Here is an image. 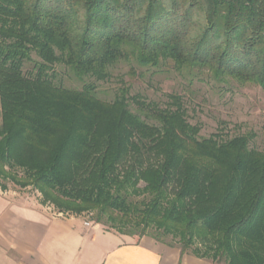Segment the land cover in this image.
Instances as JSON below:
<instances>
[{"label": "trees", "instance_id": "1", "mask_svg": "<svg viewBox=\"0 0 264 264\" xmlns=\"http://www.w3.org/2000/svg\"><path fill=\"white\" fill-rule=\"evenodd\" d=\"M130 59L264 88V0H0L1 188L214 264H264V150L200 138L179 96L135 100L140 114L124 89L100 100Z\"/></svg>", "mask_w": 264, "mask_h": 264}, {"label": "rangeland", "instance_id": "2", "mask_svg": "<svg viewBox=\"0 0 264 264\" xmlns=\"http://www.w3.org/2000/svg\"><path fill=\"white\" fill-rule=\"evenodd\" d=\"M56 69V84L81 89L82 84L64 68ZM121 89L126 91L132 112L140 114L142 110L147 111L144 106L137 105L135 100L163 109L171 102L169 96H179L186 111V119L190 125L199 128L200 138L217 135L220 140H228L247 136L250 149L264 150V88L258 85L241 84L229 78L217 81L206 70H195L191 75L179 74L170 62L158 68H142L130 59L111 68L108 79L96 82V95L105 102L113 101ZM5 185V189L1 188L0 181V191L28 196L53 216L69 215L59 213L49 203H42L40 193L32 187L21 188L11 181ZM91 216L80 217L90 222ZM164 240L173 242L171 237Z\"/></svg>", "mask_w": 264, "mask_h": 264}, {"label": "crops", "instance_id": "3", "mask_svg": "<svg viewBox=\"0 0 264 264\" xmlns=\"http://www.w3.org/2000/svg\"><path fill=\"white\" fill-rule=\"evenodd\" d=\"M0 264L214 263L150 237L106 231L80 216H53L28 196L0 191Z\"/></svg>", "mask_w": 264, "mask_h": 264}, {"label": "built area", "instance_id": "4", "mask_svg": "<svg viewBox=\"0 0 264 264\" xmlns=\"http://www.w3.org/2000/svg\"><path fill=\"white\" fill-rule=\"evenodd\" d=\"M85 225H88V223H85Z\"/></svg>", "mask_w": 264, "mask_h": 264}]
</instances>
